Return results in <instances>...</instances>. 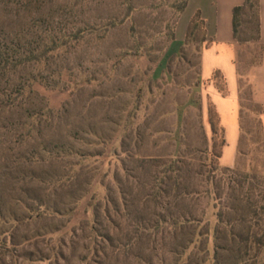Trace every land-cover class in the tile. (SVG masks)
Masks as SVG:
<instances>
[{
    "label": "trees",
    "instance_id": "obj_1",
    "mask_svg": "<svg viewBox=\"0 0 264 264\" xmlns=\"http://www.w3.org/2000/svg\"><path fill=\"white\" fill-rule=\"evenodd\" d=\"M122 1L127 6L122 19H109L90 30L79 29L70 39L79 41L88 31L103 32L105 36L122 26L135 12L128 0ZM30 2L0 0V6L4 10L24 11L27 15ZM188 2L184 0L178 8L169 42L175 39L177 19ZM26 15L24 18L28 20ZM14 19L5 12L0 15V83L4 87L0 98L5 101L7 112L18 111L32 99L46 102V97L34 88L35 84L46 88H56V85L41 73L23 77L22 72L49 61L69 43L66 37H53L41 45L29 41L25 32H14ZM233 24L234 36L239 43L259 42L261 0H246L236 7ZM209 42L205 21L198 14L190 24L185 47H197L199 65L201 52ZM141 48L137 46L130 52L137 55ZM184 49L182 59H185ZM127 54L129 52L123 51L111 65V71L103 77L108 79ZM95 81L98 78L90 77L83 83ZM214 81L225 94V81L219 72L215 73ZM78 85L74 84L73 92ZM45 108L50 117L66 112L65 108L55 111L48 104ZM210 115L213 143L205 153L206 161L200 166V172H194L181 156L163 159L142 157L139 153L128 155L136 160V168L148 172L151 179L147 184H140L137 192L132 188L134 196L130 200L119 172L114 175L115 189L105 183L107 174L96 172L94 164L104 156L112 137L97 138L91 124L85 134L67 129L72 128L67 125L63 133L55 135L53 142L40 145L44 154L19 160L12 154L11 164L26 166L28 170L14 178L8 163L3 164L2 176L6 181L3 185L0 183V264H262L264 188L256 182L258 177L250 173L259 168L251 154L246 155L249 162L245 165L242 158L235 168L220 165L221 150L225 145L224 130L216 122L213 108ZM41 126L39 115L30 114L17 124L23 134L2 147L10 152L13 144L28 143ZM4 129L5 135H9L8 129ZM99 146L102 149L95 151L94 148ZM103 163V167L108 164ZM241 170L246 173L239 174ZM122 171L126 172L124 164ZM197 176L203 177L208 188L206 194L213 193L215 197L214 226L206 212L199 214L194 208V196L199 190H191L190 186ZM12 179L17 186L13 194H6L1 187L9 186ZM96 184L103 187L104 197L97 198L93 191ZM85 200V219L73 225L74 216ZM132 207L138 217L130 232L128 220ZM150 209L154 211L153 219L147 217L146 212ZM41 245L44 246L42 249ZM169 245L170 253L166 251ZM133 251L139 252L140 259H131ZM156 258H159L158 262Z\"/></svg>",
    "mask_w": 264,
    "mask_h": 264
},
{
    "label": "rangeland",
    "instance_id": "obj_2",
    "mask_svg": "<svg viewBox=\"0 0 264 264\" xmlns=\"http://www.w3.org/2000/svg\"><path fill=\"white\" fill-rule=\"evenodd\" d=\"M30 1L27 15L24 11L19 12L14 8L4 10L1 6L0 15L3 12L11 14L12 18L16 19L13 23L14 32H25L29 35V41L41 45L47 44L53 37L58 39L66 37L69 38V43L56 52L49 61L22 72L23 77L30 73L36 75L41 73L56 85V88H46L39 83L35 84L34 88L46 97V102L32 99L18 111L7 112L4 107L5 101L0 98L1 185L6 181L2 176L5 161L8 163L7 167H11L14 178L28 170L26 166L12 165L10 162L12 154L19 160L42 153L40 145L53 142L55 135L63 133L67 125L72 127L67 129L85 134L88 125L91 124L97 138L112 137L104 156L98 158L99 162L94 164V167L97 168L96 172L107 174L105 183L110 184L113 189L117 187L114 175L119 172L124 179L129 200L134 196L132 188L134 192L136 188L137 192L140 184H147L151 180L148 172L136 168V160L130 159L129 154L139 153L142 157L163 159L181 156L190 163V168L194 172H200V166L206 161L205 153L211 142L205 130L202 99L198 89L200 65L197 47L195 45L185 47L183 53L185 59L181 56L180 60L169 62L168 70L172 74L173 82H168L165 76L156 78L154 72L168 46L178 8L184 0H128V5L135 12L122 26L105 36L103 32L88 31L79 41L70 39L77 30H90L105 24L109 19H122L126 4L122 0ZM25 15L28 20H25ZM137 46L143 48L139 54L134 55L130 50ZM123 51L129 54L121 60L119 67L108 79L104 78V73L111 71V65ZM258 54V50H249L247 62L251 64L257 61ZM90 77L98 78L99 82L84 84L83 81ZM76 83L79 85L73 92ZM1 88L4 87L0 83V91ZM47 104L55 111L65 108L66 112L62 116L50 117L45 110ZM246 104L247 107L251 106L249 102ZM30 114L39 115L41 128L35 131L33 139L28 143L13 144L10 152H7L2 145L23 134V130L18 128L17 124ZM4 128L8 129L9 135H5ZM220 135L219 133L218 142ZM247 141L249 145L250 142H260L258 139ZM252 143L246 148L247 151L252 150ZM95 149L102 148L99 146ZM255 149H257L254 156L255 165L259 169L250 173L258 177L259 180L256 182L264 188V152L260 148ZM242 159L244 165L249 162L247 157ZM121 160L125 166V173L122 171ZM103 162L108 164L103 167ZM36 169L40 170L38 167ZM238 172L246 173L242 170ZM202 179V176H197L190 186L191 190H199V194L194 196V208L199 214L206 212L207 218L214 226L215 197L213 193L206 194L208 188ZM13 180L9 181L11 184L6 188L1 187L6 194L14 193L17 182ZM93 191L97 198L105 195L100 184H96ZM85 203L86 200L75 214L73 225L85 219L83 212ZM129 212L128 223L131 232L138 214L133 207ZM146 213L148 218H154L153 209ZM43 247L40 246L41 249ZM166 251H171L170 245ZM139 256L137 251L131 253L133 260L140 259ZM155 261L158 262L159 258Z\"/></svg>",
    "mask_w": 264,
    "mask_h": 264
},
{
    "label": "crops",
    "instance_id": "obj_3",
    "mask_svg": "<svg viewBox=\"0 0 264 264\" xmlns=\"http://www.w3.org/2000/svg\"><path fill=\"white\" fill-rule=\"evenodd\" d=\"M246 0H189L185 11L177 19L175 39L168 43L156 70V78L165 76L173 82L168 64L180 60L192 20L201 14L206 24L209 46L201 52L199 94L202 101L207 137L213 143L210 109L224 130L225 145L220 165L235 168L240 158L256 155L255 148L264 152V0H261V40L239 43L234 36L233 10ZM258 50V60L249 64L248 51ZM219 72L225 81L224 94L214 81ZM160 73V75H159ZM247 102L251 104L247 107ZM251 141L252 150L247 151Z\"/></svg>",
    "mask_w": 264,
    "mask_h": 264
}]
</instances>
